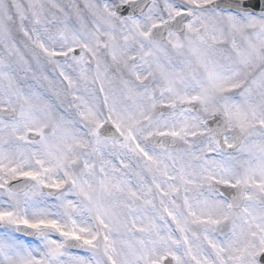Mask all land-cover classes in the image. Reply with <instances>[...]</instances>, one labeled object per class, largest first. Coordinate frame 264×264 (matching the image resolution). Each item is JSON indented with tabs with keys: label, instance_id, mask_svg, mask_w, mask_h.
Returning a JSON list of instances; mask_svg holds the SVG:
<instances>
[{
	"label": "snow or ice",
	"instance_id": "6c2138e0",
	"mask_svg": "<svg viewBox=\"0 0 264 264\" xmlns=\"http://www.w3.org/2000/svg\"><path fill=\"white\" fill-rule=\"evenodd\" d=\"M0 264H264V0H0Z\"/></svg>",
	"mask_w": 264,
	"mask_h": 264
}]
</instances>
